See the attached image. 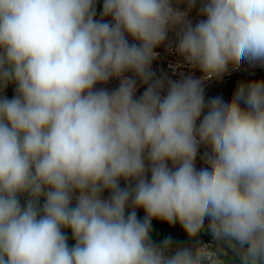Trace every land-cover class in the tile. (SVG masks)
<instances>
[{
	"label": "clouds",
	"instance_id": "obj_1",
	"mask_svg": "<svg viewBox=\"0 0 264 264\" xmlns=\"http://www.w3.org/2000/svg\"><path fill=\"white\" fill-rule=\"evenodd\" d=\"M174 2L103 0L97 19L96 0H0V264H264V81L230 102L202 87L264 65V0H200L195 26ZM177 28L204 75L162 95L151 63ZM153 219L211 239L157 244Z\"/></svg>",
	"mask_w": 264,
	"mask_h": 264
},
{
	"label": "rangeland",
	"instance_id": "obj_2",
	"mask_svg": "<svg viewBox=\"0 0 264 264\" xmlns=\"http://www.w3.org/2000/svg\"><path fill=\"white\" fill-rule=\"evenodd\" d=\"M102 6H103V0H96V18H101L102 13ZM173 7L177 8L179 11L186 12V20L189 21L193 26L197 22H199L201 19H204L203 16L200 15V7L201 3L200 0H197V3L194 7L189 9L188 7V0H179V2H174ZM104 19L110 20V17H105ZM131 39V38H129ZM179 39V30L173 29L169 30L167 34V39L162 43L160 46H158L155 49L156 57L151 63L150 71L154 73L153 79H159L161 81H164L166 77L165 70L163 63L167 57L168 51L171 48V46L177 45ZM238 69L232 72L231 74L221 75L220 77H217L213 82L210 83V85L207 87V90L205 92V101L214 98V97H222L225 101L230 102L233 99L234 93L236 92L237 88L241 85H247L250 83H254L257 81H264V65H250L248 63H242L239 66H237ZM128 77H134V74L131 72L125 73ZM137 79V91L135 93V96L138 98L145 90L147 85L143 84L138 78ZM166 81V80H165ZM120 83L119 79H111L106 85H97V87H105L109 90H115L118 88ZM14 84H10L3 92L4 95L11 98L14 95ZM163 94V90L161 92ZM203 152L200 150V154L197 156L196 159V167L199 169L200 167H203L202 164V157ZM171 166V165H170ZM150 179V174H149ZM121 187L125 186V182L123 180L120 181ZM104 198H107L109 196V192L105 191L103 193ZM24 197H21V202L23 203ZM44 198L41 197L40 203L43 204ZM75 205V200H73V206ZM132 209L129 208L126 210V215L129 211ZM137 212L138 219L143 220L145 217V212L143 209H135ZM156 222H163L158 219L152 220V225ZM68 236V240L72 238V234L70 230H64Z\"/></svg>",
	"mask_w": 264,
	"mask_h": 264
},
{
	"label": "built area",
	"instance_id": "obj_3",
	"mask_svg": "<svg viewBox=\"0 0 264 264\" xmlns=\"http://www.w3.org/2000/svg\"><path fill=\"white\" fill-rule=\"evenodd\" d=\"M177 45L171 46V48L168 51L167 57L163 63L164 66V72L166 74L163 88V94L165 95L167 92V87L169 81L175 82L180 81L185 78L191 77L194 79H201L203 77V72L198 67H192L177 51H176ZM237 66H229L227 71L223 73L231 74L235 70H237ZM222 74V75H223ZM217 77H213L211 79L202 80V87L204 89V95L207 90V87L210 85L211 82H213ZM200 150L204 153L205 151H208V149L204 146H201ZM203 164V161H202ZM204 166V165H203ZM162 221V220H161ZM211 239L210 235L207 238L201 239L199 242L207 243ZM70 240H68L69 242ZM154 241V240H153ZM155 242V241H154ZM156 243V242H155ZM159 244V243H157ZM70 246L74 245V243L69 244Z\"/></svg>",
	"mask_w": 264,
	"mask_h": 264
},
{
	"label": "crops",
	"instance_id": "obj_4",
	"mask_svg": "<svg viewBox=\"0 0 264 264\" xmlns=\"http://www.w3.org/2000/svg\"><path fill=\"white\" fill-rule=\"evenodd\" d=\"M151 237L156 243L162 242L165 238H171L174 249L176 247L190 246L202 239L198 234V237L193 240H189V237L179 223L167 228H157L152 225Z\"/></svg>",
	"mask_w": 264,
	"mask_h": 264
},
{
	"label": "trees",
	"instance_id": "obj_5",
	"mask_svg": "<svg viewBox=\"0 0 264 264\" xmlns=\"http://www.w3.org/2000/svg\"><path fill=\"white\" fill-rule=\"evenodd\" d=\"M155 227L157 228H167L173 225L168 224L166 221L163 222H156L153 224ZM176 225V224H175ZM201 235V236H200ZM210 234L207 231H201L199 233V237H201L202 239L207 238ZM69 244L75 243V241L71 238L70 241L68 242Z\"/></svg>",
	"mask_w": 264,
	"mask_h": 264
}]
</instances>
